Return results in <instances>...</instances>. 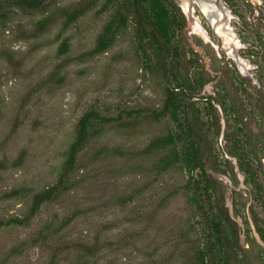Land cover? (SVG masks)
Listing matches in <instances>:
<instances>
[{
  "label": "rangeland",
  "instance_id": "rangeland-1",
  "mask_svg": "<svg viewBox=\"0 0 264 264\" xmlns=\"http://www.w3.org/2000/svg\"><path fill=\"white\" fill-rule=\"evenodd\" d=\"M9 1L0 0V220L29 216L35 196L58 182L88 112L113 121L91 128L66 178L68 191L45 204L28 225L0 229V264H52L57 245L97 240L103 247L97 256L67 251L59 264H172L174 248H182L181 255L201 217L191 202L188 170L179 164L159 174L154 164L161 154L147 156L151 141L178 129L169 118L148 120L163 108L167 83L150 68L131 25L108 52L89 56L118 0H51L44 12L22 11ZM181 1L176 7L186 21L175 44L185 54L182 72L198 90L193 101L207 140L206 169L224 188L247 248L248 240L259 241L253 212L264 219L258 200L264 198V0H221L230 16L220 24L235 46L203 14V0ZM90 4L66 26L64 10ZM50 17L51 29H36ZM247 139L261 159L252 169L262 193L248 175L231 172V163L235 168L238 163L228 151L240 156ZM75 212L82 214L70 221Z\"/></svg>",
  "mask_w": 264,
  "mask_h": 264
},
{
  "label": "trees",
  "instance_id": "trees-1",
  "mask_svg": "<svg viewBox=\"0 0 264 264\" xmlns=\"http://www.w3.org/2000/svg\"><path fill=\"white\" fill-rule=\"evenodd\" d=\"M50 1L10 0L8 5L22 11L44 12ZM91 7L90 4L87 9L64 10L66 26L69 27L75 23ZM51 18L43 19L36 29L41 33L51 29ZM185 21V17L176 7L175 2L174 4L171 2L168 6L166 0H118L115 15L104 27L96 48L89 53V56L108 52L115 45L118 33L131 25L140 49L146 55V60L150 62V68L161 73L167 83L163 108L152 111L148 120L160 123L169 118L178 126V129L175 133L151 141L146 149L147 156L150 153L161 154L154 164L159 174L179 164L188 170L192 180L189 186H192L194 190L191 202L201 217L196 222L197 229H193L195 234L188 231L190 238L188 242H185L186 246L181 255H178L177 251L182 248L176 246L174 254L168 260L172 264H264V256L261 253L263 248L260 244L261 242L264 245V219L258 213L253 212L252 221L260 242L256 239L248 240L249 247H244L242 229L226 205L224 188L219 181L208 174L206 169L207 140L203 133L199 111L193 101L198 90L195 83H192L193 78L188 73L182 72V68H187V62L185 54L181 52V47L175 44L177 30L184 27ZM67 45L64 43V50ZM146 49L152 53V57L146 54ZM213 107L211 104L212 109ZM112 121L101 117L96 112H88L79 123L76 140L67 152V159L64 161L58 182L35 196L29 216L15 217L7 221L0 220V229L28 225L45 204L54 201L62 193L68 191L66 178H69L75 171L79 154L89 143L91 128H95L96 125L105 126ZM241 149L240 156H234L232 151H228V155L238 163L236 168L231 163V172L234 176L243 175L245 179L248 175L249 181L256 187V192L262 193L263 187L258 184L256 178L258 176L252 169L254 163L261 162L258 152L255 146L248 142V139L245 148L241 147ZM250 156L253 158L244 162V159ZM134 196L133 194L125 198L128 199L125 204L132 201ZM258 200L264 207V198L261 196ZM81 214L82 212H75L70 221H74ZM191 227H195L194 224ZM99 244L97 240L92 245L79 244L77 247L57 245L53 249L52 264H59V259L67 251L80 252L84 257H95L103 248ZM177 245L181 244L177 243Z\"/></svg>",
  "mask_w": 264,
  "mask_h": 264
},
{
  "label": "bare ground",
  "instance_id": "bare-ground-1",
  "mask_svg": "<svg viewBox=\"0 0 264 264\" xmlns=\"http://www.w3.org/2000/svg\"><path fill=\"white\" fill-rule=\"evenodd\" d=\"M182 2V1H181ZM183 3V2H182ZM200 8L203 12L204 15H206V17H208L210 19V22L215 24V30L218 34L222 35L223 38H225L226 43H230V44H234V46L236 45V41L235 39L232 37V35H229L227 32V28L223 25L221 26V18L227 19L230 15L229 12H227L228 10H216L215 9V3H209L206 1H202L199 2ZM217 6V5H216ZM218 8V7H217ZM226 15V16H225ZM220 20V21H219ZM227 45V44H226Z\"/></svg>",
  "mask_w": 264,
  "mask_h": 264
},
{
  "label": "water",
  "instance_id": "water-1",
  "mask_svg": "<svg viewBox=\"0 0 264 264\" xmlns=\"http://www.w3.org/2000/svg\"><path fill=\"white\" fill-rule=\"evenodd\" d=\"M175 1V3L176 4H178V5H181L182 4V2H181V0H174ZM207 2H209V3H215L216 5H217V7H219V9H221V10H223L224 11V7L222 6V4H221V0H208Z\"/></svg>",
  "mask_w": 264,
  "mask_h": 264
},
{
  "label": "flooded vegetation",
  "instance_id": "flooded-vegetation-1",
  "mask_svg": "<svg viewBox=\"0 0 264 264\" xmlns=\"http://www.w3.org/2000/svg\"><path fill=\"white\" fill-rule=\"evenodd\" d=\"M203 1H206V2H207L208 0H203ZM174 2H175V1H174ZM221 4H222V3H221ZM181 5H182V4H181ZM181 5H179V6H181ZM222 6H223V4H222ZM223 7H224L225 10H227V8H226L225 6H223ZM218 8H219V7H218Z\"/></svg>",
  "mask_w": 264,
  "mask_h": 264
}]
</instances>
